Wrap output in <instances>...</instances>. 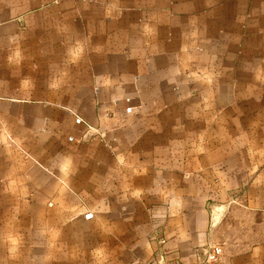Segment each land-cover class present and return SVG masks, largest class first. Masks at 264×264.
I'll use <instances>...</instances> for the list:
<instances>
[{
	"label": "crops",
	"instance_id": "1",
	"mask_svg": "<svg viewBox=\"0 0 264 264\" xmlns=\"http://www.w3.org/2000/svg\"><path fill=\"white\" fill-rule=\"evenodd\" d=\"M208 245L264 264V0H0V264Z\"/></svg>",
	"mask_w": 264,
	"mask_h": 264
},
{
	"label": "built area",
	"instance_id": "2",
	"mask_svg": "<svg viewBox=\"0 0 264 264\" xmlns=\"http://www.w3.org/2000/svg\"><path fill=\"white\" fill-rule=\"evenodd\" d=\"M79 121L80 119H76ZM87 213L86 216H90ZM222 248L220 245H208L202 251V258L195 264H211L221 260ZM154 264H169L163 253H158L155 257Z\"/></svg>",
	"mask_w": 264,
	"mask_h": 264
},
{
	"label": "rangeland",
	"instance_id": "3",
	"mask_svg": "<svg viewBox=\"0 0 264 264\" xmlns=\"http://www.w3.org/2000/svg\"><path fill=\"white\" fill-rule=\"evenodd\" d=\"M76 119H79V118H76Z\"/></svg>",
	"mask_w": 264,
	"mask_h": 264
}]
</instances>
